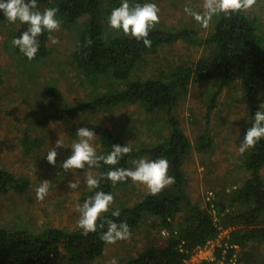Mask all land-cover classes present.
Here are the masks:
<instances>
[{"label": "trees", "instance_id": "trees-1", "mask_svg": "<svg viewBox=\"0 0 264 264\" xmlns=\"http://www.w3.org/2000/svg\"><path fill=\"white\" fill-rule=\"evenodd\" d=\"M112 1L117 6V0ZM256 1L246 10L214 17L205 36L195 26L177 28L173 23L166 25L159 20L158 26L155 24L149 33L151 47H145L142 41L108 26L109 11L104 7L105 0H37L40 10L57 7L61 24L67 28H78L72 44H66V49H69L67 61L73 65L76 73L85 80L100 82L107 79L117 86L113 91L94 95L88 102L69 106L55 83H45L39 92L45 113L39 121H35L37 126L44 127L51 122L66 123L89 109H112L120 104H140L150 118L157 117L158 122L163 119L166 122V133L158 142L146 148H132L116 166L131 168L132 161L138 156L150 159L164 156L169 161V174L175 177V182L158 193L148 191L130 205L115 200L109 211L101 214L117 223L126 221L131 234L147 223L154 229L160 228L161 231L168 228L170 231L163 245H157L148 238L144 247L128 258L125 264H181L188 252L204 246L208 241L218 240L224 229L228 231L223 239L228 246L226 257H231L234 250L231 247L236 245L242 250V255L237 253V264H256L247 248L255 242L258 245L264 243V139L240 153L237 160L246 173L244 176L238 174L240 181L229 192L224 185L228 182L225 177L216 176L214 182L220 188L213 190V197L203 207L194 203L189 195V178L184 172V164L192 151L205 155L214 149L211 116L216 109L217 98L224 89L239 85L246 101L241 139L251 126L260 102L264 100V23L261 22L264 19L253 13ZM4 22L8 21L0 13V23ZM10 24L13 31L7 40V49L25 63H31L29 65L39 61L35 69H29L35 72L43 64L40 60L50 55L48 33H42L39 51L35 58L29 60L11 44L12 38L26 30L27 25L19 22ZM179 43L186 44L189 51L199 49L201 54L192 63L165 61L166 55L172 52L170 45L179 46ZM198 82L212 83L215 88L208 93L202 129L199 128L194 142H190L175 116V109L180 100L186 97L190 84ZM29 137L25 133L21 143L26 152L33 148ZM97 144L98 154H106L112 145H123L125 142L111 130L104 129L98 136ZM68 155L62 156L61 161ZM109 167L112 166L100 162V167L86 166L84 170L77 171L93 172L99 177ZM135 184L129 179L113 185L104 177L98 189H87L80 201L83 202L96 190L111 192L117 199L118 193L120 196ZM28 188L27 178L0 168V198L10 191L22 194ZM113 208L120 209V216H111ZM179 214L181 222L174 229L173 220ZM101 222L104 221L98 219L97 223ZM106 229V222L103 229L98 228L87 235L82 234L79 226L68 231L50 227L40 233L28 229L10 231L0 228V264H92L105 255L106 248L113 244L100 238L101 232ZM173 230L177 231L176 235L172 234ZM181 242L184 248L182 253L178 249ZM125 246L128 248V245ZM116 248L122 250L126 247L121 244ZM221 251L216 248L217 259L221 257ZM262 257L264 264V254ZM201 264L215 262L203 261Z\"/></svg>", "mask_w": 264, "mask_h": 264}, {"label": "rangeland", "instance_id": "rangeland-1", "mask_svg": "<svg viewBox=\"0 0 264 264\" xmlns=\"http://www.w3.org/2000/svg\"><path fill=\"white\" fill-rule=\"evenodd\" d=\"M144 2V0H130V3ZM159 7V20L162 23L174 24L177 28L184 25L195 26L202 36L208 34L210 23L207 27L201 26L191 16L184 13L185 5L200 9L203 0H156ZM121 0H117L119 6ZM115 3L105 0L104 7L110 14ZM114 6V7H117ZM253 13L264 19V0H257L253 6ZM264 23V20H261ZM161 23V24H162ZM160 24V25H161ZM157 25V23H156ZM159 25V26H160ZM155 26V25H154ZM158 26V25H157ZM78 28H67L61 24L58 31L52 35L58 38L57 44L50 47L49 57L42 59V65L35 72V64L29 65L14 55L8 47L7 40L12 34V25L8 22L0 23V168L17 176L29 180V188L22 194L9 192L0 198V228L10 231L28 229L34 233L50 227L63 230H74L78 227V204L81 195L87 190L84 183L85 173L75 169L65 171L60 164L62 156L71 154L69 148L76 139V131L80 127L93 130L97 137L93 140L97 144L98 136L104 129H109L123 139L133 149L150 147L166 133V122H158L159 118L150 116L140 104H120L112 109H100L89 111L69 119L66 123L51 122L47 126H37L45 110L40 101L39 92L42 86L49 81L55 83L67 105H76L88 102L98 93H107L116 89V83L104 79L100 82L85 80L77 74L75 68L67 61L69 49L66 44H72L76 38ZM184 43L170 45L172 52L166 55L165 61L174 63L191 62L201 53L199 49L189 51ZM70 46V45H69ZM169 62V63H170ZM238 83V82H237ZM212 83H191L184 99L180 100L175 109V116L180 126L190 140L194 142L199 128L206 115L208 93L214 89ZM264 103V100L260 102ZM247 104L242 96L239 85H233L229 90L224 89L217 98L216 109L212 112L211 128L213 131L214 149L209 154H198L192 151L184 164V172L189 178L188 193L194 203L205 206L207 200L213 197L214 191L220 187L215 185L216 176L228 181L229 192L240 181L238 174L246 173L240 167L239 144L242 140V129L246 119ZM33 122V123H32ZM35 124V125H34ZM27 133L32 150L26 152L22 146V139ZM60 139L64 147L57 148L56 164H50L46 159V152L55 146ZM144 156H138L141 158ZM58 158V159H57ZM239 165V168H238ZM134 167V165H133ZM94 175L93 172H86ZM74 174V175H73ZM241 176V175H240ZM79 180L77 189L68 187L69 181ZM40 180L49 181V191L43 199H38L35 188ZM214 182V184H213ZM133 188L117 194V202L130 205L140 200L149 190L139 182ZM214 190V191H213ZM210 193V194H209ZM181 214L173 220V228L180 225ZM228 233L226 229L222 231ZM157 245H163L164 237L160 228L154 229L150 223L142 225L139 230L133 232L128 239L118 240L108 246L100 259L92 264H110L112 258H116L118 264H125L131 256H135L138 250L144 247L148 240ZM121 244L126 247L122 250ZM128 245V248L127 246ZM237 252L242 255V250L237 246ZM252 253L256 264H262L264 243L256 242L247 248ZM192 258H196L193 255Z\"/></svg>", "mask_w": 264, "mask_h": 264}, {"label": "clouds", "instance_id": "clouds-1", "mask_svg": "<svg viewBox=\"0 0 264 264\" xmlns=\"http://www.w3.org/2000/svg\"><path fill=\"white\" fill-rule=\"evenodd\" d=\"M254 0H203L200 5L201 10L185 5L184 13L191 16L201 26L207 27L214 17L221 14L227 16L232 13L248 9ZM159 7L156 0H144V2L130 3V0H121L119 6L114 7L107 17L108 26L122 32L126 36H131L137 41H142L145 47H151L152 40L149 37L150 30L159 21ZM0 13L10 23L19 22L27 25L26 30L19 36H14L11 44L14 49H18L23 56L29 60L36 57L40 47V37L42 33H48L52 44H57L58 38L52 33L61 27V18L58 15L57 7H48L40 10L37 0H0ZM76 139L71 143V154L60 164L65 171L70 169L84 170L88 168L100 167V162L109 165L107 172H102L99 177L85 173L84 183L89 191L98 189L101 179L106 177L113 185L117 182L131 180L139 182L155 194L164 187L175 182V177L169 174V161L161 156L156 159L141 157L133 160L134 167H117L122 157L130 153L133 149L129 143L123 145L114 144L106 154H98V145L93 144L97 137L96 133L87 128L80 127L76 131ZM264 139V103L260 104L253 116V122L244 134L239 144V152L243 154L249 148L258 144ZM64 147L63 142L58 139L55 146L46 152V159L50 164H56L57 148ZM74 175V174H73ZM80 181L75 179L69 181L70 189L79 188ZM49 191V181L40 180L35 188L38 199H43ZM114 196L111 192L102 190L94 191L93 195L84 199L82 204L77 205L79 211L78 226L82 229V234L94 233L98 228L103 229L105 222L106 231H102L100 238L106 243H115L118 240L128 239L131 236L130 227L126 221L117 223L108 217H102V213L108 212L113 205ZM112 217L120 216V209L113 208ZM98 219L104 222L97 223ZM110 264H118L116 258H112Z\"/></svg>", "mask_w": 264, "mask_h": 264}, {"label": "built area", "instance_id": "built-area-1", "mask_svg": "<svg viewBox=\"0 0 264 264\" xmlns=\"http://www.w3.org/2000/svg\"><path fill=\"white\" fill-rule=\"evenodd\" d=\"M210 194V193H209ZM211 200V199H210ZM208 200V201H210ZM223 231V230H222ZM222 231L220 232L219 238L221 237ZM160 233L164 238L168 237L170 235V231L168 228L161 229ZM173 235L177 234L176 230H173ZM227 233H224V236ZM224 239V238H223ZM223 239H218L216 241H208L206 244L202 247H195L192 249V251L188 252L189 255L182 261L181 264H201L203 261H210L215 262V264H237V246L233 245L231 248H233V253L230 258L226 257L228 246L226 243L223 242ZM216 248L222 249L220 252L221 257L219 259L216 258ZM179 251L182 253L184 252L183 248V242H181L178 245ZM193 255L196 256V258H192Z\"/></svg>", "mask_w": 264, "mask_h": 264}]
</instances>
